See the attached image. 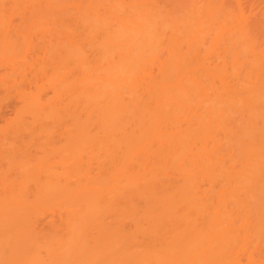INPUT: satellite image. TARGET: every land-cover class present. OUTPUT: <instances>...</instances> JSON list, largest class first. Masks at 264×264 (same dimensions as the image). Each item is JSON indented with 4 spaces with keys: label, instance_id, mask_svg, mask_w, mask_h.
Returning a JSON list of instances; mask_svg holds the SVG:
<instances>
[{
    "label": "bare ground",
    "instance_id": "obj_1",
    "mask_svg": "<svg viewBox=\"0 0 264 264\" xmlns=\"http://www.w3.org/2000/svg\"><path fill=\"white\" fill-rule=\"evenodd\" d=\"M31 48L0 264H264V0H0V61Z\"/></svg>",
    "mask_w": 264,
    "mask_h": 264
},
{
    "label": "rangeland",
    "instance_id": "obj_2",
    "mask_svg": "<svg viewBox=\"0 0 264 264\" xmlns=\"http://www.w3.org/2000/svg\"><path fill=\"white\" fill-rule=\"evenodd\" d=\"M34 39V38H33ZM53 39V38H52ZM40 54H41V51L40 50H36L35 48H31L26 54H25V59L27 58V62L25 61V63H30L29 65H26V67H24V68H22V71L20 72L21 73V77H20V75H18L17 73H15L14 74V72L11 74L10 73V71H11V69H10V66H8L6 63H4V62H1L0 61V96L2 97V98H4V97H6V94L8 95L7 97H6V99H3L2 100V98H0V101L2 100L3 102H0V140L1 139H3V140H1L2 142H0L1 143V145H0V149H2V151L4 150V151H6L5 150V142H7L8 141V139H9V137L7 138V136H9L11 133L9 132V131H11V129H10V127H9V125H8V127H6L5 128V124H7V122L9 121V119H10V117L12 116V114H13V112H14V110H13V106H14V109H15V105L17 104V106L21 103L20 101H21V99L19 98V96H21L18 92L19 91H21V90H23V89H25V91L26 90H28V88L30 87L29 85H31V87H33L32 85H34L33 84V82H34V80H36V78H38V80H37V82L38 83H40L41 82V80H43L42 79V74H40V71L39 70H36V67H37V63L40 61V59H39V56H40ZM3 64H5V65H7V66H5V65H3ZM32 67H31V66ZM38 71V72H37ZM32 74V75H31ZM11 75H14V76H11ZM30 76H33L32 77V79H34V80H32L31 79V81H30ZM34 76L36 77V78H34ZM15 78L16 79V82L18 83L17 84V86H15V83L13 84V82L11 81V79L12 78ZM26 78L28 79L29 78V81L31 82V84H30V82L29 81H27L26 82ZM40 78V79H39ZM27 83H29V84H27ZM10 85H11V87H10ZM29 86V87H28ZM43 89H45V90H43ZM14 91V92H13ZM47 91H49V89L48 88H42L40 91H39V93H41L42 95H44V93L45 92H47ZM17 95V96H16ZM41 95V96H42ZM9 97H11V98H9ZM12 97H14V99H16V102L14 101V99L12 98ZM17 97V98H16ZM8 98V99H7ZM64 98H65V100H66V97H65V93L64 92H59L58 93V95H56V102L57 103H59L58 105L59 106H61L60 107V110L61 109H63L62 108V106L64 107V102H65V100H64ZM18 99H20V100H18ZM20 102H18V101ZM14 102V103H13ZM18 102V103H17ZM15 104V105H11V104ZM61 104V105H60ZM12 108V109H11ZM12 110V111H11ZM7 120V122H5V121ZM3 122V123H2ZM5 123V124H4ZM57 123V122H56ZM60 123V121L58 122V124ZM63 124L64 123H62V121H61V123H60V125L61 126H56L55 125V127H56V129H55V132H56V134H55V132H54V134L55 135H53L52 134V136L50 135V139L52 140H54V139H56V141L58 142V141H63V135L61 134V133H59L58 131H60V128L63 126ZM7 126V125H6ZM2 128V129H1ZM8 128V129H7ZM7 129V131L6 132H4L5 130ZM62 129V128H61ZM4 130V131H3ZM1 131H3L4 133H2ZM59 134V135H58ZM60 137V138H58V136ZM6 136V137H5ZM56 136V137H55ZM6 138V139H4V138ZM62 137V138H61ZM10 138H11V135H10ZM58 139V140H57ZM4 140H6V141H4ZM50 140V142H52ZM56 141H54V142H56ZM4 142V145L2 144ZM1 146H3L2 148H1ZM44 147L45 148V145L44 146H39L38 144H36V146L35 147H33L32 149H31V154H33L34 155V153L35 152H37V153H35L36 155H35V157L36 156H43V152H44V150L46 151L47 150V148H49L50 147V145H48V147H47V145H46V147L47 148H45L44 150L42 149V148ZM43 151H42V150ZM2 151H0V152H2ZM3 151V152H4ZM42 151V155H41V152ZM55 152V151H54ZM62 152V151H61ZM61 152L59 151V152H57L56 151V155H57V153H58V156H56L55 154H53V155H49V161L51 162V163H53V165H55V168L57 167L58 168V170L60 169V168H62V164H63V162L65 161V160H63V158L65 157V156H63L64 154H63V152H62V154H61ZM5 153H7V152H5ZM60 153V154H59ZM0 154H4V153H0ZM31 154H30V156H31ZM50 154H52V153H50ZM59 155H62V156H59ZM29 156V158L31 159V158H34V156L33 157H30ZM61 157V158H60ZM0 165H2V166H0V173L2 174V172L4 171V169H9V170H6L7 172V174H5L4 175V173H5V171L3 172V175H1L0 174V177L2 178V177H10V176H7V175H9L8 174V171H10V175L12 174L13 175V170H12V173H11V169H14V168H8V165H7V161H6V159L5 158H3V157H1V155H0ZM54 158H56L55 159V162H53V160L52 159H54ZM59 158V160H63L62 162L61 161H59L60 163L59 164H57L58 162V159ZM51 159V160H50ZM64 159H66V157L64 158ZM67 160V159H66ZM4 162V164H3V162ZM5 161H6V163H5ZM54 163H56V164H54ZM65 164H67V162L65 161L64 162ZM61 164V165H60ZM65 164H63V168H66V167H68V166H66ZM59 165H60V167H59ZM6 166V167H5ZM2 168H4L3 169V171H2ZM4 186H6V184H4V185H0V190L4 187Z\"/></svg>",
    "mask_w": 264,
    "mask_h": 264
}]
</instances>
